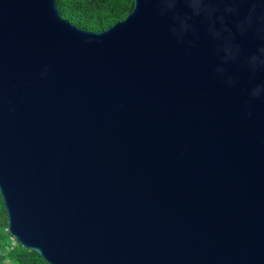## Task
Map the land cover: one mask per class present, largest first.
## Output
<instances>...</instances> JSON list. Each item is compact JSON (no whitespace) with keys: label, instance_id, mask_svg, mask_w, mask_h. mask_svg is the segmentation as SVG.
Returning <instances> with one entry per match:
<instances>
[{"label":"water","instance_id":"obj_1","mask_svg":"<svg viewBox=\"0 0 264 264\" xmlns=\"http://www.w3.org/2000/svg\"><path fill=\"white\" fill-rule=\"evenodd\" d=\"M0 195L48 264H264V0H0Z\"/></svg>","mask_w":264,"mask_h":264},{"label":"trees","instance_id":"obj_2","mask_svg":"<svg viewBox=\"0 0 264 264\" xmlns=\"http://www.w3.org/2000/svg\"><path fill=\"white\" fill-rule=\"evenodd\" d=\"M59 15L76 28L87 32L108 29L123 21L133 0H55ZM7 231V219L0 195V264H48L35 251L15 243Z\"/></svg>","mask_w":264,"mask_h":264}]
</instances>
